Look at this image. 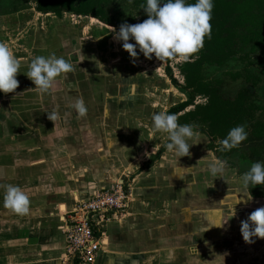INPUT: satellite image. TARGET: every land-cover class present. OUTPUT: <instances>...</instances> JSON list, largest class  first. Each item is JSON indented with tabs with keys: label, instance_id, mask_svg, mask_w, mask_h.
<instances>
[{
	"label": "crops",
	"instance_id": "0c3cea01",
	"mask_svg": "<svg viewBox=\"0 0 264 264\" xmlns=\"http://www.w3.org/2000/svg\"><path fill=\"white\" fill-rule=\"evenodd\" d=\"M39 15L33 8L0 17V42L21 59L19 94L0 92V264H78L66 258L68 214L115 182L125 184L127 206L95 218L102 245L95 264H264V240L249 244L241 234V222L264 207L243 188L244 173L228 164L225 182L204 171L207 160L224 161L203 132L190 156L178 158L164 147L167 134L155 131L154 113L185 102L161 61L138 47L132 58L118 30L102 22L69 24L68 35L51 40L62 50L50 41L40 48L30 37ZM53 54L75 71L41 95L26 75L33 59ZM80 97L88 112L78 118ZM53 110L56 127L46 114ZM207 138L211 149L202 145ZM9 184L28 194V215L4 206Z\"/></svg>",
	"mask_w": 264,
	"mask_h": 264
},
{
	"label": "clouds",
	"instance_id": "9594fccd",
	"mask_svg": "<svg viewBox=\"0 0 264 264\" xmlns=\"http://www.w3.org/2000/svg\"><path fill=\"white\" fill-rule=\"evenodd\" d=\"M213 8L214 0H195V3H188L187 0H146L143 11L147 19L142 23L122 24L119 31L115 32V39L122 42L123 49L132 58L137 57L138 47L147 59H152L154 54L159 61L173 58L188 60L192 54L204 47L206 37L211 38ZM133 40L135 44L130 42ZM20 66L21 59L16 57L4 42H0V92L16 93L19 88L17 75ZM74 71L72 63L53 54L33 59L26 76L34 83V90L43 95L51 93L59 77ZM74 108L78 118L88 112L83 97L76 100ZM46 114L48 120L56 127V122L61 119L58 111L53 110ZM152 122L156 132L167 134L169 142L164 147L168 152L174 153L178 158L190 156V149L197 144L194 138L199 136L193 125H181L176 114L164 111L154 113ZM247 139L245 126H235L229 130L225 138L218 141L220 145L218 150L223 152L237 149ZM204 159L206 157L202 160ZM204 171L215 180L222 178L225 181L226 162L217 161L215 158L209 159ZM241 179L245 189L250 185L264 186V162L252 163ZM248 198L252 199L251 196ZM30 203L28 194L20 186L12 184L4 186L6 208L20 216H26L30 212ZM236 206L231 208L233 218L236 216ZM241 234L244 241L249 244L253 243L254 238L264 240V207L257 208L241 222Z\"/></svg>",
	"mask_w": 264,
	"mask_h": 264
},
{
	"label": "trees",
	"instance_id": "16d2710c",
	"mask_svg": "<svg viewBox=\"0 0 264 264\" xmlns=\"http://www.w3.org/2000/svg\"><path fill=\"white\" fill-rule=\"evenodd\" d=\"M43 1L39 0V4ZM65 1L67 2L65 7L53 8L41 5L36 10L39 13L54 14L58 17H62L64 13L97 14L100 22L119 31L120 26L114 21L101 17L106 16L104 10L111 0H83L82 7L77 9L68 7L70 4L72 6L74 0ZM101 13L103 15L100 16ZM211 25V38L206 37L204 42L206 52L199 60L184 66L187 86H180L171 74L170 64L175 58L163 61L172 84L188 95V101L178 104L168 113L176 115L184 113L178 118L179 124H200L206 128L205 134L215 141L225 138L231 128L244 125L248 139L237 149L223 152L217 149L219 158L233 167L236 166L231 160L236 156L241 162L251 164L264 162V105H260L255 100L253 93V88L259 86L261 81L259 82L248 68L226 71L222 77L215 78V82L210 81V83L203 75L206 66L225 69L234 55L239 54L246 59L251 54L264 50V0H214ZM230 81L233 83L244 81V87L234 97H228L224 92L225 86ZM199 87L201 89L198 92L209 96L208 104L204 107L197 106L195 111L186 112L195 105V88ZM249 191L255 198H264V186L250 185Z\"/></svg>",
	"mask_w": 264,
	"mask_h": 264
},
{
	"label": "rangeland",
	"instance_id": "374dc122",
	"mask_svg": "<svg viewBox=\"0 0 264 264\" xmlns=\"http://www.w3.org/2000/svg\"><path fill=\"white\" fill-rule=\"evenodd\" d=\"M82 1L83 0H74V3H72V6L68 5V7H73V9H77V7H82ZM188 3H194V0H187ZM65 3H67L65 0H44L42 3L39 4V0H0V17L6 16L11 12H22L27 11L30 9H37L39 6L41 7H65ZM146 4V0H111L109 4L105 7V15L101 16L103 13L100 14L102 18H108L109 20L114 21L118 26H121L122 24H137L142 23L144 20L147 19V15L143 11V7ZM87 8V6H84ZM39 15L40 19V25L34 29L32 32V35L30 36L32 39H38L40 48L43 46H48L50 41V47L54 45L56 50L63 49L62 44H58L57 41L59 37L63 35H68L70 32L68 30L69 24H72L73 27H77L78 25L85 24V23H98L100 22L99 17L97 14H90V15H77V14H71V13H64L62 17H58L54 14H44L40 13ZM26 22V19L24 20ZM41 22L44 23L41 25ZM75 25V26H74ZM68 26V27H67ZM41 28V29H39ZM114 29V28H112ZM20 30H17L13 32V29H9L8 32L17 35V38H20ZM117 30V29H114ZM72 31V30H71ZM25 37L28 35L25 34ZM58 38L54 41V44H52L51 40ZM38 45V46H39ZM46 50V48H45ZM204 52H206V47L204 43V47L199 50L197 53L192 54V56L188 60L175 58L171 64V74L173 77L177 80L178 84L180 86H187V80H186V72H185V65L188 63H193L197 60H199ZM153 56H155L153 54ZM244 56L242 55H234L231 57V61L229 66L227 68H217L215 66H206L203 72V75L206 79H209V83L215 82V78L222 77L224 72L226 71H238L243 70L245 68H248L249 72L253 75H255L259 79V86H256L253 88V93L255 95V100L260 104L264 105V50H260L257 53L251 54L250 57L243 59ZM161 63L164 65L163 61ZM251 64L250 66H248ZM163 67V66H162ZM165 67V65H164ZM244 87V81L233 83L230 81L224 88V92L228 97H234L236 93H238L239 90H241ZM250 87V88H251ZM199 88H195L196 91V101L195 105L193 107H190L186 112L189 111H195V108L198 107H204L208 104L209 96L203 94L200 91ZM181 91V89H179ZM182 92V91H181ZM183 93V92H182ZM184 94L185 101H188V95L186 93ZM185 112V113H186ZM193 127L195 128V131H198L199 133H205L206 128L202 127V125L193 124ZM214 141V145L212 149H219L220 146L218 144V141ZM202 145L205 148L211 149V142L210 140H206V142H202ZM211 145V146H210ZM202 147V146H201ZM237 157V156H236ZM233 157L231 162L234 166H236L237 169H239V174L246 173L250 167L251 163L249 162H241L238 158ZM227 163V162H226ZM228 166V163L226 164ZM238 173V172H237Z\"/></svg>",
	"mask_w": 264,
	"mask_h": 264
},
{
	"label": "built area",
	"instance_id": "2783aa9c",
	"mask_svg": "<svg viewBox=\"0 0 264 264\" xmlns=\"http://www.w3.org/2000/svg\"><path fill=\"white\" fill-rule=\"evenodd\" d=\"M127 200L125 184L115 182L112 188L96 191L68 214V224L64 229L67 262L71 259L78 264H95L102 249L101 241L96 236L98 224L95 218L105 220L115 212L124 211Z\"/></svg>",
	"mask_w": 264,
	"mask_h": 264
}]
</instances>
